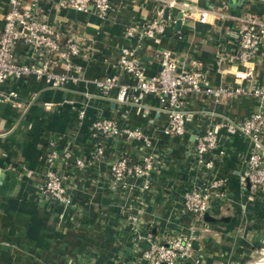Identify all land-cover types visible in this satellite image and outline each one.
I'll return each instance as SVG.
<instances>
[{
    "label": "crops",
    "instance_id": "crops-1",
    "mask_svg": "<svg viewBox=\"0 0 264 264\" xmlns=\"http://www.w3.org/2000/svg\"><path fill=\"white\" fill-rule=\"evenodd\" d=\"M63 1L36 0L34 10L62 39L78 41L81 55L74 64L79 70L62 64L54 70L79 77L57 88L32 75L0 85L4 93H16L0 104V264H149L141 257L145 243L133 239L130 215L135 214L142 235L155 240L193 235L192 256L177 264H248L264 246V200L242 180L248 139L216 126L223 118L241 122L261 100L191 95L180 106L186 114L184 134L166 135L167 115L156 97L146 95L140 106L121 103L118 87L101 90L93 81L115 75L119 84H134L118 63L121 49L129 47L145 76L159 71L161 52L168 50L178 70H202L211 86H264V0H110L105 17ZM184 5L190 9L182 10ZM7 10L8 0H0V31ZM200 11L207 12L205 21L198 19ZM249 16L263 23L257 57L247 64L230 61L237 45L231 33ZM154 20L162 22L163 31L139 37ZM129 29L133 37L126 36ZM14 53L20 62L29 61L23 43ZM98 118L139 128L151 146L126 134L94 137L91 124ZM210 129L218 140L205 158L213 165L196 167L195 142ZM99 145L103 159L94 161ZM51 152L56 157L49 160ZM150 152L156 167L149 189H142L140 178L129 177L123 187L111 176L108 162L116 157L135 161ZM77 158L84 160L83 168L75 164ZM49 169L66 177L69 205L38 195ZM212 178L224 180V196H212L201 218L183 210L184 192Z\"/></svg>",
    "mask_w": 264,
    "mask_h": 264
},
{
    "label": "built area",
    "instance_id": "built-area-1",
    "mask_svg": "<svg viewBox=\"0 0 264 264\" xmlns=\"http://www.w3.org/2000/svg\"><path fill=\"white\" fill-rule=\"evenodd\" d=\"M36 0L25 2L24 0H8V10L4 15V23L0 31V85L6 79H19L32 75L42 79L50 87H61L69 79L76 80V76L54 70L60 64L65 68L79 70L74 64V59L81 55V46L73 37L62 39L59 31L54 29L35 10ZM63 4L82 12L93 11L105 17L112 10L110 0H64ZM174 3L170 2L169 6ZM190 9L184 5L182 10ZM198 19L205 21L207 12L200 11ZM245 25L237 32L231 33L236 40L235 51L228 55V60L242 64L252 62L257 57V49L260 43L259 27L263 25L258 18L249 16ZM137 33L152 37L163 31L162 22L156 20L142 27ZM132 30H127L126 36L133 37ZM18 42L23 43L29 56L28 62H20L15 53ZM119 68L129 74L134 80L132 85L119 84L117 76H108L94 80L96 86L102 89L118 87L117 100L121 103L140 106V101L146 95H152L158 100L161 110L167 115L166 134L182 135L185 131L186 114L180 108L191 95L204 94L214 96L253 95L261 100L260 108L251 113L239 123L229 118H223L218 125L228 133H239L249 141V151L243 159L242 180L251 193L259 192L264 198V87H246L240 82L236 86L219 85L211 86L207 83L202 70H178L175 57L168 50L161 52L159 71L151 76H145L142 65L134 55V49L123 47L119 56ZM243 76H239V79ZM131 90V91H130ZM16 97L14 91L4 93L0 90V104L10 102ZM146 111L144 106H141ZM91 133L94 137L118 136L126 134L128 137L141 136L137 129H123L112 119L98 118L91 124ZM217 133L210 129L196 140L198 153L203 155L205 151L213 149L217 145ZM97 155H102L100 145L97 147ZM56 157L51 152L49 160ZM64 159L69 158V153L63 154ZM76 162L79 163V160ZM127 157H119L111 165L113 176L124 174L129 176H143L149 170L152 163L148 157L141 159L140 163L130 164ZM200 166L210 168L211 159H200ZM224 180L212 178L207 181L204 189L193 186L184 192V209L196 214H203L209 207L212 196L222 195ZM55 186V187H52ZM43 188L47 187L56 198L62 191L59 189V174L54 170L45 173ZM51 194V195H52ZM52 195V196H53ZM135 218V217H133ZM137 240H143L145 247L141 251V257L149 264H177L185 260L190 248V242L182 238L170 237L162 241L153 239L148 233L139 235ZM248 264H264V246L257 250V254Z\"/></svg>",
    "mask_w": 264,
    "mask_h": 264
},
{
    "label": "rangeland",
    "instance_id": "rangeland-1",
    "mask_svg": "<svg viewBox=\"0 0 264 264\" xmlns=\"http://www.w3.org/2000/svg\"><path fill=\"white\" fill-rule=\"evenodd\" d=\"M79 76L77 75L76 76V78H78ZM98 80V79H97ZM93 83H94V85L96 86V84H95V82L93 81ZM97 87V86H96ZM262 87H264V86H262ZM98 88V87H97ZM98 89H100V88H98ZM159 109L161 110V107L159 106ZM80 114L81 115H83V111H80ZM133 129H137V130H139V131H141L139 128H133ZM163 132L165 133V131L163 130ZM207 133V132H206ZM166 134V133H165ZM166 135H174V134H172V133H169V134H166ZM183 135V134H182ZM176 136H181V135H176ZM131 139H138V140H142V142H143V144L144 145H146V146H151V140L148 138V136L146 135V134H144L142 131H141V136L140 135H137V136H134V137H130ZM101 147V146H100ZM101 149H102V147H101ZM103 150V149H102ZM198 146L196 145V142H195V146H194V159H195V163H194V166H196V167H201L200 166V159H206L205 158V153L207 152V151H205L204 153H203V155H201V154H199L198 153ZM211 150V149H210ZM97 148H96V150H95V152H94V155H93V159H94V161H100V160H102L103 159V153H102V155L100 156V155H97ZM209 151V150H208ZM67 151H65V152H63V154L65 155V153H66ZM69 153V152H68ZM69 157H70V155H69ZM120 157H122V156H120ZM125 157V156H124ZM144 157H148L149 159H150V161H151V163H152V166L150 167V169L149 170H146L145 171V173L143 174V176H132V174L129 176L128 174H124V175H122V176H119V177H115V176H113V174H112V172H111V165L113 164V162H114V160H116V159H118L119 157H116L114 160H112V161H110V162H108V165H109V169H110V174H111V176L114 178V179H116V180H120L121 182H122V185H123V187L127 184L126 183V179H128L129 177H135V178H137V179H142V189H149L150 188V184H149V177H150V175H151V173L153 172V170L155 169V167H156V164H155V159H156V155L153 153V152H150V153H146V154H144L143 155V157H141L140 159H138V160H135V161H133V159H130V158H128L129 160H130V164L132 165V163L133 162H135L136 164H138V163H140V161H141V159H143ZM77 160H79V163L78 162H76ZM212 161V160H211ZM75 164L79 167V168H83L84 166H85V163H84V160L83 159H75ZM212 165H213V162H212ZM212 167V166H211ZM208 169V168H207ZM58 173V172H57ZM59 174V173H58ZM44 180H45V177H44ZM44 183V182H43ZM42 183V184H43ZM41 184V185H42ZM41 185H39V187L37 188V193H38V195H40V196H42V197H51V198H54V199H56L58 202H60V203H62L63 205H69L70 204V202H71V199H70V193H69V191H68V185L66 184V177L65 176H63L62 174H59V189L62 191V193L60 194V196L59 197H55L50 191H48L47 190V187H45V188H43ZM199 186V187H202L203 189H204V186L206 185L205 183H198V184H196V183H194L193 185H192V187L193 186ZM224 183H223V188L221 189V192L220 193H222V195H220L219 197H223L224 196ZM52 187H55V186H53L52 185ZM53 196H52V195ZM184 195V194H183ZM262 197V196H261ZM184 198V197H183ZM262 199L264 200V198L262 197ZM182 208H183V210H185L184 209V199H183V206H182ZM187 212V211H186ZM188 213L189 214H191V215H193L194 217H197V218H201L202 216H203V214H196V213H192V212H189L188 211ZM206 213V212H205ZM133 217H135V218H133ZM130 220H131V225H132V227H131V229H132V234H133V239L134 240H137V239H139V238H137L140 234L142 235V233L139 231L140 229H139V218H138V215H130ZM144 236V235H143ZM182 238V239H184V240H186V241H189L190 242V248H189V250H188V257L187 258H190L191 256H192V253H193V243H192V240H193V235L192 234H189V235H184V234H182V233H180V234H177V235H175V238ZM138 241H143V240H138ZM144 242V241H143ZM186 258V259H187ZM196 262H197V264L199 263V261L198 260H196Z\"/></svg>",
    "mask_w": 264,
    "mask_h": 264
},
{
    "label": "water",
    "instance_id": "water-1",
    "mask_svg": "<svg viewBox=\"0 0 264 264\" xmlns=\"http://www.w3.org/2000/svg\"><path fill=\"white\" fill-rule=\"evenodd\" d=\"M232 1V0H231ZM180 18H181V16H179V18H178V20L176 21V26H178L179 24H180ZM264 244V243H263Z\"/></svg>",
    "mask_w": 264,
    "mask_h": 264
},
{
    "label": "trees",
    "instance_id": "trees-1",
    "mask_svg": "<svg viewBox=\"0 0 264 264\" xmlns=\"http://www.w3.org/2000/svg\"><path fill=\"white\" fill-rule=\"evenodd\" d=\"M99 137H100V135H98L96 138H98V139H99Z\"/></svg>",
    "mask_w": 264,
    "mask_h": 264
}]
</instances>
